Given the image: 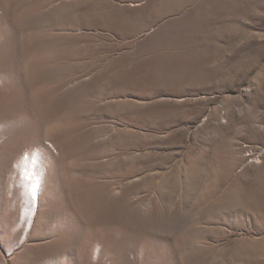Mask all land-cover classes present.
I'll list each match as a JSON object with an SVG mask.
<instances>
[{"label":"rangeland","instance_id":"rangeland-1","mask_svg":"<svg viewBox=\"0 0 264 264\" xmlns=\"http://www.w3.org/2000/svg\"><path fill=\"white\" fill-rule=\"evenodd\" d=\"M0 264H264V0H0Z\"/></svg>","mask_w":264,"mask_h":264}]
</instances>
